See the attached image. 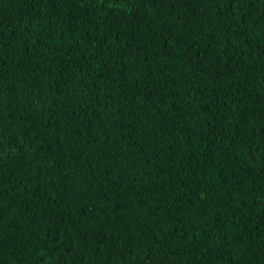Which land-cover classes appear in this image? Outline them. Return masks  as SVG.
Wrapping results in <instances>:
<instances>
[{
	"label": "trees",
	"instance_id": "obj_1",
	"mask_svg": "<svg viewBox=\"0 0 264 264\" xmlns=\"http://www.w3.org/2000/svg\"><path fill=\"white\" fill-rule=\"evenodd\" d=\"M0 264H264V0H0Z\"/></svg>",
	"mask_w": 264,
	"mask_h": 264
}]
</instances>
